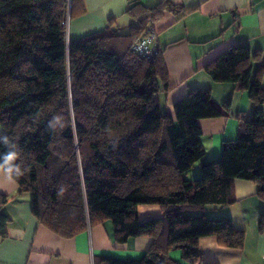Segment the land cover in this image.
I'll return each instance as SVG.
<instances>
[{
    "label": "trees",
    "instance_id": "16d2710c",
    "mask_svg": "<svg viewBox=\"0 0 264 264\" xmlns=\"http://www.w3.org/2000/svg\"><path fill=\"white\" fill-rule=\"evenodd\" d=\"M166 9L175 11L165 0L152 8L132 0L126 13L136 24L127 34L109 20L104 30L73 39L67 20L82 13V0H0V127L18 144L23 175L2 170L30 195L32 215L60 237L108 220L117 243L153 239L138 260L104 257L99 264L191 263L201 257L199 239L209 236L241 248L244 232L205 209L232 205L235 180L256 183L264 196V65L252 74L250 49L238 45L205 68L215 83L233 84L253 102L236 139L206 160L199 121L222 116L226 104L216 108L209 89H194L174 104L173 115L163 111L162 52L148 62L131 50ZM58 114L62 127L50 130ZM197 163L201 177L187 181ZM4 203L2 197L0 238L8 222ZM143 205L160 207L162 217L140 222ZM170 251H179L181 262Z\"/></svg>",
    "mask_w": 264,
    "mask_h": 264
},
{
    "label": "crops",
    "instance_id": "0c3cea01",
    "mask_svg": "<svg viewBox=\"0 0 264 264\" xmlns=\"http://www.w3.org/2000/svg\"><path fill=\"white\" fill-rule=\"evenodd\" d=\"M132 0H82L83 11L67 20L68 38L78 39L104 30L112 20L119 30L134 21L126 11ZM163 0H140L144 7H155ZM175 11L164 10L152 21L157 50L162 52L167 71L168 91L159 94L160 107L173 115L174 104L194 89H209L216 108L226 104L222 116L199 121L205 159H218L225 142L236 139L243 121L249 118L253 102L246 91L230 83H215L205 68L232 46L247 45L251 52L252 74L264 65V0H165ZM127 31V29H126ZM129 31V30H128ZM127 34L128 32H121ZM264 88V76L260 78ZM0 135H4L0 127ZM201 177L199 163L184 178ZM234 203L207 207V217H227L244 232L241 248L219 244L216 236L200 238L201 257L187 264H264V196L257 194L254 182L235 180ZM1 211L8 217L5 237L0 238V264H99L101 258L138 260L151 247L150 236L115 241L110 221L90 224L72 238H63L43 226L31 213L28 193H19L11 177L0 169ZM144 222L162 217L160 207L143 205L137 209ZM169 258L181 262L179 251Z\"/></svg>",
    "mask_w": 264,
    "mask_h": 264
},
{
    "label": "clouds",
    "instance_id": "9594fccd",
    "mask_svg": "<svg viewBox=\"0 0 264 264\" xmlns=\"http://www.w3.org/2000/svg\"><path fill=\"white\" fill-rule=\"evenodd\" d=\"M141 48H143V45H141ZM62 121L63 117L61 115H55L48 121V128L55 131L58 127H62ZM0 145H3L6 149L3 153H0V169L15 173L18 176L23 175L21 166L15 162L19 156L18 144L7 135H0Z\"/></svg>",
    "mask_w": 264,
    "mask_h": 264
},
{
    "label": "built area",
    "instance_id": "2783aa9c",
    "mask_svg": "<svg viewBox=\"0 0 264 264\" xmlns=\"http://www.w3.org/2000/svg\"><path fill=\"white\" fill-rule=\"evenodd\" d=\"M141 45H143V48H141ZM131 50L137 57L148 62L155 58L157 55V41L152 24H149L145 34L133 43Z\"/></svg>",
    "mask_w": 264,
    "mask_h": 264
},
{
    "label": "rangeland",
    "instance_id": "374dc122",
    "mask_svg": "<svg viewBox=\"0 0 264 264\" xmlns=\"http://www.w3.org/2000/svg\"><path fill=\"white\" fill-rule=\"evenodd\" d=\"M135 24H136V23H135L134 21H132L131 24L129 25V28H130V26L135 25ZM113 26L116 27L115 24H114ZM129 28H126L127 31H126V29H123V30H121V31L119 30V32L121 33V32H123L124 30H125V32H128Z\"/></svg>",
    "mask_w": 264,
    "mask_h": 264
},
{
    "label": "water",
    "instance_id": "95a60500",
    "mask_svg": "<svg viewBox=\"0 0 264 264\" xmlns=\"http://www.w3.org/2000/svg\"><path fill=\"white\" fill-rule=\"evenodd\" d=\"M69 3H70V1H69ZM67 38H68V36H67Z\"/></svg>",
    "mask_w": 264,
    "mask_h": 264
}]
</instances>
